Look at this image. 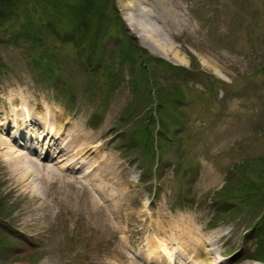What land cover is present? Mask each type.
Returning a JSON list of instances; mask_svg holds the SVG:
<instances>
[{
    "label": "rangeland",
    "instance_id": "374dc122",
    "mask_svg": "<svg viewBox=\"0 0 264 264\" xmlns=\"http://www.w3.org/2000/svg\"><path fill=\"white\" fill-rule=\"evenodd\" d=\"M143 22L180 62L150 50ZM12 96L61 117V139L99 145L82 169L46 162L57 173L32 203L30 187L17 195L3 182L1 152L15 146L0 126V264H170L167 253L184 263L209 238L213 258L253 263L264 242L250 230L264 226V0H0V118L21 109ZM42 200L50 215L39 208L40 228L23 227Z\"/></svg>",
    "mask_w": 264,
    "mask_h": 264
},
{
    "label": "bare ground",
    "instance_id": "6f19581e",
    "mask_svg": "<svg viewBox=\"0 0 264 264\" xmlns=\"http://www.w3.org/2000/svg\"><path fill=\"white\" fill-rule=\"evenodd\" d=\"M134 1V0H130ZM134 5V4H133ZM167 13L170 16L171 19L174 21L180 20L183 18V16L179 15L177 12L173 11L169 8H167ZM159 19L160 16H159ZM126 20L129 22H132V19L130 17H126ZM161 21V20H160ZM173 24V21H171ZM145 26L146 34L139 32L142 39L145 40L147 45L150 47V50L155 54H160L163 57L169 59L173 63L180 62L179 58V52H177L176 45L172 42H168L167 40H162L157 37V32L153 30L156 29L155 25H150L147 23H141L139 26V30L141 28L143 29ZM154 26V27H153ZM138 27V26H137ZM153 27V28H152ZM138 30V31H139ZM147 40H146V39ZM172 57H171V56ZM23 96L24 93L20 92ZM25 97V96H24ZM9 106L14 107L18 104L21 105V109L25 110V114L28 118L22 117L20 113H18L21 109H12V115L13 118L7 119V117H1L0 118V126H5V129L10 130L11 128L14 129L11 134L8 132L9 138H12V144L15 146L14 148H10V150H6L5 153L1 152L2 156H4V160L6 163V176L3 178V182L6 185V187L9 188H17L19 185H21V188L19 187V191H17V195H23V193L28 194L29 193V187H30V195L31 202L37 203L38 197L42 196L43 192H39L40 190H44L45 186L48 187V180L51 178V175L56 174L57 171L53 168L52 165L41 162L38 158L41 157V153L39 152V156L37 158V161L31 157V154H37V146L34 145L35 142L32 139V137L36 140L41 141V139L46 138V143H48V150L49 148L52 150V155L50 157L57 158L58 163L63 162V165L61 166V169L63 167H69L72 166V169L76 168H83L86 166L89 161H86V157L84 156L89 152L90 149L95 148L98 146V144H95V141H90L89 143H82L79 138L77 139L73 133H69L67 137L62 138L64 135V129L62 125H59L58 120L59 118L53 119H45V115H37L34 113L35 110L32 108V112L29 110V101L27 100V103L24 102L23 99L17 98L15 96H12L9 98ZM28 108V110H27ZM1 116V115H0ZM57 119V120H56ZM29 122V123H27ZM7 124H9L7 126ZM58 140H60V143H58ZM93 140V139H92ZM20 141V142H18ZM6 143L4 140L0 139V151L6 147ZM75 143V144H74ZM9 144V143H8ZM11 145V144H10ZM47 148V145H45ZM45 157L49 158V155H47V152L45 154ZM44 157V158H45ZM43 158V157H42ZM42 160V159H41ZM81 168V169H82ZM34 179L35 181L31 180ZM38 178V179H37ZM37 180H40V185L36 183ZM32 184V185H31ZM46 191V190H45ZM95 200V199H94ZM39 208L42 209L43 214L42 218L48 217L50 215V208L51 205L42 200V202L35 207L32 208V214L33 217L31 220L25 222L23 221L21 225L23 227H28L31 229V226L40 228L39 224H34L33 222L30 224L31 221L35 219L34 211H38ZM30 219V218H29ZM88 223H91V217L88 219ZM20 235H25V231L23 230H17ZM40 233H36L35 235H38ZM34 235V236H35ZM29 243H33L29 240ZM209 244V243H208ZM196 245V244H195ZM210 245H206L205 240H203V245L199 246L195 249V254L187 253L186 257V264H219L217 258H213L214 256H211L213 254L215 248L212 247H206ZM207 248L204 250V248ZM204 251V252H203ZM204 253V258L201 257V255ZM165 254V253H164ZM169 263L171 261L173 262L172 254L167 253L164 255ZM197 258L196 261H193V258ZM222 257V255H219ZM161 257V256H160ZM209 258H212V260H208ZM162 259V258H161ZM181 262V259H179ZM162 261H159L155 264H161ZM165 263V262H164ZM254 264V263H252Z\"/></svg>",
    "mask_w": 264,
    "mask_h": 264
},
{
    "label": "trees",
    "instance_id": "16d2710c",
    "mask_svg": "<svg viewBox=\"0 0 264 264\" xmlns=\"http://www.w3.org/2000/svg\"><path fill=\"white\" fill-rule=\"evenodd\" d=\"M253 198H254L253 195L251 196V195L247 194L245 199H246V202H247V201H251ZM263 253H264V242H263V244H261V247L258 250V252L256 253L255 257L259 258V259H264Z\"/></svg>",
    "mask_w": 264,
    "mask_h": 264
}]
</instances>
